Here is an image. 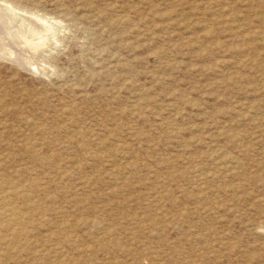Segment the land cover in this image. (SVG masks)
<instances>
[{
    "label": "rangeland",
    "instance_id": "1",
    "mask_svg": "<svg viewBox=\"0 0 264 264\" xmlns=\"http://www.w3.org/2000/svg\"><path fill=\"white\" fill-rule=\"evenodd\" d=\"M10 1L56 29L0 59V264H264V0Z\"/></svg>",
    "mask_w": 264,
    "mask_h": 264
},
{
    "label": "bare ground",
    "instance_id": "2",
    "mask_svg": "<svg viewBox=\"0 0 264 264\" xmlns=\"http://www.w3.org/2000/svg\"><path fill=\"white\" fill-rule=\"evenodd\" d=\"M62 2V1H61ZM70 6H71V4H70ZM73 8V7H72ZM90 8H91V6H90ZM89 8V9H90ZM17 10H21V11H23V12H25V13H28L29 15H25L23 12V14L22 13H19V11H17ZM38 12H39V10H37ZM63 11V10H62ZM54 13V12H53ZM86 13V12H85ZM72 17V16H71ZM70 19V18H69ZM68 20V19H67ZM89 20V19H88ZM122 20V19H121ZM71 21V20H70ZM99 22V21H98ZM61 23V22H60ZM113 25V24H112ZM55 23H52V22H50L49 21V19H47V18H45L44 16H42V15H39L38 13H35V12H33V11H31V10H28V9H25L24 7L22 8V7H20V6H18V5H15L14 3H12L10 0H0V59L2 58V59H6V60H9V62H12V63H14V64H16L17 66H20V67H22V68H26V69H30V66H34V71L35 70H37V71H43L44 70V67L43 66H41L40 64H35V60H34V56L32 57V54H34V52L35 51H38L37 49L40 47V46H43L44 45V43L46 42V40H47V38H48V36L49 35H53V31L55 32V30L54 29H56L55 28ZM65 26V25H64ZM94 26V25H93ZM135 31V30H134ZM57 32V31H56ZM106 32V31H105ZM103 33H104V31H103ZM57 34V33H56ZM54 39H56V38H54ZM57 40V39H56ZM60 41V40H59ZM47 43V42H46ZM58 43V42H57ZM102 43V42H101ZM54 44H55V41H54ZM45 45H47V44H45ZM49 45V44H48ZM47 45V46H48ZM46 46V47H47ZM113 46V45H112ZM52 47V46H51ZM116 47V46H115ZM43 48V47H42ZM114 48V47H113ZM46 49V48H45ZM97 50V49H96ZM107 49H105V51H106ZM99 51V50H98ZM102 52V51H101ZM100 53V52H99ZM106 53V52H105ZM104 53V54H105ZM113 53V52H112ZM108 54H110V53H108ZM107 54V55H108ZM46 55V54H45ZM117 57V56H116ZM1 59V60H2ZM38 59V58H37ZM116 59V58H115ZM39 61V60H38ZM108 61H109V59H108ZM117 61V60H116ZM112 64V63H111ZM46 65V64H45ZM102 66V65H101ZM46 67V66H45ZM110 68V67H109ZM108 69V68H107ZM31 71H32V69H30ZM36 71V72H37ZM46 71V70H45ZM30 73V72H29ZM41 74V73H40ZM68 111V110H67ZM64 112H66V111H64ZM65 116H66V114H65ZM72 116V115H71ZM55 126V125H54ZM2 128V127H1ZM56 128V127H55ZM43 130V129H42ZM45 130V129H44ZM56 130V129H55ZM62 130V129H61ZM76 130V129H75ZM17 131V130H16ZM45 131H48V130H45ZM57 131V130H56ZM90 131V130H89ZM14 132V131H13ZM12 132V133H13ZM68 132V131H67ZM41 133V132H40ZM72 133H74V131L72 132ZM89 133V132H88ZM44 134V133H43ZM42 134V135H43ZM47 135H49L48 133H47ZM58 135V134H57ZM71 135V134H70ZM74 135H75V133H74ZM84 135H85V133H84ZM83 135V136H84ZM112 135V134H111ZM15 136V135H14ZM40 136H41V134H40ZM46 136V135H45ZM50 136V135H49ZM65 136H67V135H65ZM72 136V135H71ZM82 136V135H81ZM113 136V135H112ZM52 137V136H51ZM74 137V136H73ZM85 137H86V135H85ZM16 138V137H15ZM34 138V137H33ZM38 138V137H37ZM83 138V137H82ZM73 139V138H72ZM86 139V138H85ZM29 140V139H28ZM44 140V139H43ZM76 140V139H75ZM15 141V140H14ZM66 141V140H65ZM32 142V141H31ZM78 142V141H77ZM76 142V143H77ZM48 143V142H47ZM84 143H86L85 141H84ZM25 143H23V145H24ZM15 145V144H14ZM22 145V146H23ZM26 145V144H25ZM58 145V144H57ZM88 145V144H87ZM25 147V146H24ZM67 147H69V145L67 146ZM85 148H86V146H85ZM84 149V148H83ZM34 150H32V152H33ZM51 152V151H50ZM82 152V151H81ZM49 153V152H48ZM87 153V152H86ZM89 153V152H88ZM91 153V152H90ZM89 153V154H90ZM104 153V152H103ZM102 153V154H103ZM32 154L33 153H31V156H32ZM36 154V153H35ZM83 154V153H82ZM37 156V155H36ZM59 156H60V154H59ZM101 156V155H100ZM99 156V157H100ZM102 156H104V155H102ZM89 157V156H88ZM35 158V157H34ZM39 158V157H38ZM2 159H4V158H1V160ZM15 159V158H14ZM18 159V158H17ZM65 160V159H64ZM69 160V159H68ZM29 161V160H28ZM86 161V160H85ZM70 162H72V161H70ZM40 163V162H39ZM40 165V164H39ZM66 165H68V164H66ZM31 166V165H30ZM44 167V166H43ZM32 168V167H31ZM67 168V167H66ZM38 169V168H37ZM50 169H51V167H50ZM225 169V168H224ZM33 170V169H32ZM49 170V169H48ZM67 170V169H66ZM18 171V170H17ZM42 171H43V169H42ZM41 171V172H42ZM51 171V170H50ZM226 171H228V170H226ZM19 173H20V171H18ZM34 172V171H33ZM120 172V171H119ZM34 174H36V173H34ZM122 175H124L123 173H121ZM120 174V175H121ZM31 175V174H30ZM40 175V174H39ZM2 176H3V174H2ZM37 176V175H36ZM69 176V175H68ZM67 176V177H68ZM112 176V175H111ZM13 178H16V177H13ZM30 178V177H29ZM32 178V177H31ZM30 178V179H31ZM69 178V177H68ZM117 178V177H116ZM6 179V178H5ZM29 179V180H30ZM33 179V178H32ZM0 180H3L2 179V177H1V179ZM21 180V179H20ZM4 181H6V180H4ZM8 181V180H7ZM6 181V182H7ZM54 181H56V180H54ZM3 182V181H2ZM9 182H11V181H9ZM15 181H13V183H14ZM44 182V181H43ZM90 182V181H89ZM8 183V182H7ZM19 183V182H18ZM26 183V182H25ZM17 184V183H16ZM18 185V184H17ZM17 185H16V187H17ZM86 185V184H85ZM1 186H3V185H1ZM11 186V185H10ZM29 186V185H28ZM8 187V186H7ZM12 187H13V184H12ZM19 187V186H18ZM17 187V188H18ZM49 187V186H48ZM4 188H6V186L4 187ZM15 188V187H14ZM24 188V187H23ZM33 188V187H32ZM37 188V187H36ZM47 188V187H46ZM55 188V187H54ZM30 189V188H29ZM12 190L14 191V189L12 188ZM16 190V189H15ZM38 190V189H37ZM36 190V191H37ZM24 191V190H23ZM33 191L35 192V190L33 189ZM26 192V191H25ZM30 192H32L31 190H30ZM13 193V192H12ZM11 193V194H12ZM44 193V192H43ZM23 194V193H22ZM32 194V193H31ZM53 194V193H52ZM9 195V194H8ZM26 196V195H25ZM29 196V195H28ZM27 196V197H28ZM24 197V196H23ZM34 197V196H33ZM39 197V196H38ZM14 198H16V196L14 197ZM41 198V197H40ZM40 198L38 199V200H40ZM46 198V197H45ZM57 199V197L55 196L54 197V199ZM59 198V197H58ZM6 199V198H5ZM11 199V198H10ZM22 198H20V200H21ZM43 199V198H42ZM53 199V200H54ZM2 200V199H1ZM16 200V199H15ZM23 200H25V199H23ZM35 200V199H34ZM49 198H48V203H49ZM52 201V200H51ZM3 202V201H2ZM17 202V201H16ZM22 202V201H21ZM21 202H20V204H21ZM38 202V201H37ZM42 202V201H41ZM53 202V201H52ZM55 203H57V201H54ZM11 203V202H10ZM38 203H40V202H38ZM45 203V202H44ZM44 203H43V205H44ZM16 204V203H15ZM36 204V203H35ZM19 205V204H18ZM25 205H27V204H25ZM37 205H40V204H37ZM36 205V206H37ZM42 205V204H41ZM46 205V204H45ZM3 206V205H2ZM2 206H1V208H2ZM8 206V205H7ZM10 206H11V204H10ZM3 207H5V206H3ZM30 207H32V206H30ZM0 208V209H1ZM26 208V207H25ZM38 208H40V206L38 207ZM15 209V208H14ZM17 209V208H16ZM42 209V208H41ZM18 210V209H17ZM40 210V209H39ZM38 210V211H39ZM54 210V209H53ZM180 210V209H179ZM19 211V210H18ZM22 211V210H21ZM31 211H33V210H31ZM10 212V211H9ZM34 212H36V213H34V214H37V211H35L34 210ZM42 212H44L43 211V209H42ZM3 213V212H2ZM7 213V212H6ZM18 213H23V212H18ZM25 213H26V211H25ZM38 213H40V212H38ZM4 214V213H3ZM24 214V213H23ZM214 214V213H213ZM19 215V214H18ZM47 215V214H46ZM185 215V214H184ZM2 216V215H1ZM17 216V215H16ZM15 216V217H16ZM27 216H29V212H27ZM38 216H41L42 217V215H39L38 214ZM63 216V215H62ZM216 216V215H215ZM9 217V216H8ZM18 217V216H17ZM37 217V216H36ZM61 217V216H60ZM159 217V216H158ZM4 218V217H3ZM10 218V217H9ZM24 218H25V215H24ZM23 218V219H24ZM6 219V218H5ZM25 219H27V218H25ZM6 220H9V219H6ZM28 220V219H27ZM31 220V219H30ZM30 220L29 221H27L28 222V224L30 223ZM1 221H4V220H0V222ZM11 221H13V222H15L14 220H11ZM25 221V220H24ZM5 222V221H4ZM6 222H8V221H6ZM26 221H25V223H27ZM31 222H33V221H31ZM40 222H41V220H40ZM39 222V223H40ZM49 221H46V223H48ZM24 223V224H25ZM1 224H4V223H2L1 222ZM8 224H10V221H9V223ZM11 224H12V222H11ZM31 224V223H30ZM36 224V223H35ZM35 224H33V227H34V225ZM43 224V223H42ZM49 224V223H48ZM69 224V223H68ZM17 225V224H16ZM26 225V224H25ZM63 225V224H62ZM5 226H7V225H5ZM15 226V225H14ZM21 226V225H20ZM19 226V227H20ZM24 225L22 224V227H23ZM40 226V225H39ZM44 226H45V224H44ZM69 226V225H68ZM0 227H2V226H0ZM9 227V226H8ZM12 226H10L9 228H11ZM28 227V226H27ZM31 227V226H30ZM32 227V228H33ZM42 227V226H41ZM62 227V226H61ZM3 228H4V226H3ZM24 228V227H23ZM23 228H21L20 227V229H23ZM26 228V227H25ZM25 228L23 229V231H27L28 229H26L25 230ZM31 228V229H32ZM46 228V227H45ZM44 228V229H45ZM63 228H65V227H63ZM69 228V227H68ZM35 229V228H34ZM9 230V229H8ZM37 230V229H36ZM63 230V229H62ZM6 231H7V229H6ZM31 231V230H30ZM35 231V230H34ZM38 231V230H37ZM36 231V232H37ZM40 231V230H39ZM41 231H42V229H41ZM47 231V230H46ZM1 232H3V231H1ZM22 232V231H21ZM33 232V231H32ZM45 232V231H44ZM58 232V231H57ZM63 232V231H62ZM14 233V232H13ZM25 233V232H24ZM28 233H30V232H28ZM38 233V232H37ZM54 233V232H53ZM56 233V232H55ZM3 234H5V232L3 233ZM18 234H19V231H18ZM23 234V233H22ZM34 234H36V233H34ZM62 234V233H61ZM0 235H1V233H0ZM15 235V234H14ZM25 235H27V234H25ZM55 235V234H54ZM7 236V235H6ZM5 236V237H6ZM11 236V235H10ZM22 237L24 236V235H21ZM33 236H35V235H33ZM33 236H32V238H33ZM48 236V235H47ZM51 236V235H50ZM56 236V235H55ZM63 236V235H62ZM62 236H60V238H62ZM4 237V238H5ZM12 237V236H11ZM27 237V236H26ZM37 236H35V238H36ZM43 237V236H42ZM53 237V236H52ZM57 237H58V235H57ZM70 237V236H69ZM9 238V237H8ZM13 239H15V237H12ZM17 238V237H16ZM1 239V238H0ZM48 239H49V236H48ZM58 239V238H57ZM67 239H69V238H67ZM12 240V239H11ZM18 240H20V237H18ZM21 240H22V238H21ZM35 240V239H34ZM37 240V239H36ZM35 240V241H36ZM62 240V239H61ZM60 240V241H61ZM8 241V240H7ZM9 241H10V239H9ZM28 241V240H27ZM26 241V242H27ZM40 241V240H39ZM58 241H59V239H58ZM11 242H13V241H11ZM10 242V243H11ZM16 242V241H15ZM20 242V241H19ZM22 242V241H21ZM20 242V243H21ZM33 242V241H32ZM53 242V241H52ZM55 242V241H54ZM53 242V243H54ZM7 243V242H6ZM9 243V242H8ZM19 243V244H20ZM39 243V242H38ZM1 244V243H0ZM42 244V243H41ZM2 246V248H3V243L1 244ZM5 245V244H4ZM9 245V244H8ZM13 245H15V244H13ZM17 245V244H16ZM33 245H36V242H35V244H33ZM38 245V244H37ZM54 245H55V243H54ZM57 245H60V243L58 244L57 243ZM9 246H11V245H9ZM22 246V245H21ZM21 246H19V247H21ZM39 246H41V245H39ZM61 246H62V243H61ZM50 247V246H49ZM1 248V249H2ZM13 248V247H12ZM14 248H15V246H14ZM34 248V250H35V247H33ZM51 248V247H50ZM53 248V247H52ZM39 249H41V247L39 248ZM54 249V248H53ZM52 249V250H53ZM17 250H18V248H17ZM19 251V250H18ZM22 251V250H21ZM37 251V250H36ZM35 251V252H36ZM48 251V250H47ZM49 251H51V250H49ZM49 251H48V253H49ZM0 252H1V250H0ZM3 252V251H2ZM23 252V251H22ZM34 252V251H33ZM62 252V251H61ZM5 252H3V254H4ZM37 253H39V252H37ZM44 252H42V254H43ZM20 254V253H19ZM34 254V253H33ZM40 254V253H39ZM50 254V253H49ZM4 255H6V254H4ZM14 255V254H13ZM24 255V254H23ZM36 255V254H35ZM45 255V254H44ZM44 255L42 256V257H44ZM8 256H11V254L10 255H8ZM15 256H17V255H15ZM32 256V255H31ZM6 257H7V255H6ZM14 257V256H13ZM24 257V256H23ZM54 257V256H53ZM1 258V257H0ZM5 258V257H4ZM46 258V257H45ZM50 258V257H49ZM55 258V257H54ZM13 259V258H12ZM15 259H17V258H15ZM14 260V259H13ZM59 260V259H58ZM57 260V261H58ZM5 262H6V260H4ZM50 262H51V259H50ZM52 262H53V259H52ZM51 262V263H52ZM56 262V261H55ZM59 262H61V261H59ZM4 263V262H3ZM20 263V262H19ZM26 263V262H25ZM47 263V262H46ZM58 263V262H57ZM56 263V264H57ZM2 264V263H1ZM17 264V263H16ZM20 264H22V263H20ZM48 264V263H47ZM53 264V263H52Z\"/></svg>",
    "mask_w": 264,
    "mask_h": 264
}]
</instances>
